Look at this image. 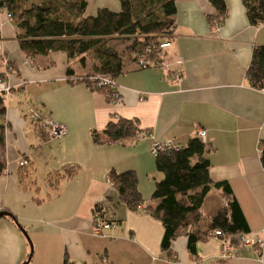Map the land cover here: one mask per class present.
<instances>
[{"label": "crops", "instance_id": "1", "mask_svg": "<svg viewBox=\"0 0 264 264\" xmlns=\"http://www.w3.org/2000/svg\"><path fill=\"white\" fill-rule=\"evenodd\" d=\"M90 1L87 16L102 8L121 10L120 0H92L88 12ZM222 1L226 16L212 32L218 12L209 0H174L175 28L164 65H127L112 88L122 99L118 105L107 102L103 92L66 79L68 71L92 74L89 63L82 67L64 53L25 55L21 32L0 8V74L9 88L0 264H23L29 257L28 264H63L65 257L73 264H264V254L236 245L231 257H223L212 233L196 243L194 254L187 235L163 251V225L146 212V204L129 210L107 185L111 170L133 171L148 201L163 177L155 168L154 145L180 147L204 131L209 179L229 185L248 233L264 240V91L247 77L254 49L264 47V22L250 25L242 0ZM29 110L64 125L66 134L49 141ZM119 118L137 120L139 138L94 144L91 133ZM102 197V217L112 228L95 236L93 210ZM226 205L221 190L211 188L201 205L202 222L192 231H202Z\"/></svg>", "mask_w": 264, "mask_h": 264}, {"label": "trees", "instance_id": "2", "mask_svg": "<svg viewBox=\"0 0 264 264\" xmlns=\"http://www.w3.org/2000/svg\"><path fill=\"white\" fill-rule=\"evenodd\" d=\"M39 1L38 4H33V0L0 1V8L12 16L16 28L21 32V51L29 57L64 53L69 60H78L82 67L89 63L92 74L73 76L72 71H68L66 79L71 84L81 83L104 95L116 92L112 88L92 87L91 79L107 75L115 82L127 65H133L131 58L124 60L106 45L108 38L123 37L131 41L130 53H141L146 46L169 41L168 37L175 28L174 0H120V12L114 13L102 8L95 16L86 15L87 0ZM209 2L218 12L214 20L222 23L226 16L224 2ZM242 3L250 25L258 26L264 22V0H242ZM247 77L254 88L264 89V47L254 49ZM5 112L4 99L0 96V175L6 168ZM140 135L137 120L119 118L110 120L103 130L93 131L91 139L94 144L108 145L135 140ZM162 148L157 150L154 158L155 168L163 177L155 183L148 201L139 193L137 176L133 171L118 173L111 170L109 179L122 205L135 211L146 204V212L162 223L163 251L169 252L171 242L181 235H187V249L194 254L196 243L214 231H221L225 237L248 233L245 219L229 185L213 184L209 179V161L204 155L205 143L196 136L183 146ZM260 161L264 169V146ZM213 187L221 190L227 205L208 220L202 231H192L202 222L201 205ZM96 210L101 214L103 212L101 206H96ZM63 264L73 263L65 257Z\"/></svg>", "mask_w": 264, "mask_h": 264}, {"label": "built area", "instance_id": "3", "mask_svg": "<svg viewBox=\"0 0 264 264\" xmlns=\"http://www.w3.org/2000/svg\"><path fill=\"white\" fill-rule=\"evenodd\" d=\"M7 19L9 21H13L12 16L7 13ZM221 23L219 20H213L211 22V31H218ZM171 44L169 41H160L157 44L146 46L143 52H132L130 58L132 60L133 66L139 69H145L150 67H159L163 66V54L164 52L170 48ZM6 63V61L4 60ZM92 87H106L113 88L115 82L111 80V78L107 75L96 76L91 79ZM264 91V89H262ZM9 94V88L5 87L3 80L1 79L0 74V96L5 99ZM107 102L118 105L121 104L122 99L119 93H113L111 95H105ZM28 114L32 117L33 121L39 125L41 131L47 136L49 141L57 140L63 137L66 134V127L62 124L56 123L54 121L48 119H42L37 114H35L32 110H29ZM203 143L205 141V132L198 131L196 135ZM162 146L164 147H174L169 144H155L152 150V154L155 156L157 150H162ZM25 163L21 162L20 165L23 166ZM107 185L114 189L113 182L109 179L107 181ZM105 200V197L100 198L99 203L96 206H100L102 202ZM96 206L93 210V234L95 236L103 235L104 231L112 228L111 224L106 223L103 220L102 214L96 210ZM213 236L219 238L222 246V256L225 258L231 257L233 252L234 245L239 248L252 249L253 252L259 256L264 254V240L256 233H241L232 237H225L221 231H214ZM230 238V239H229Z\"/></svg>", "mask_w": 264, "mask_h": 264}, {"label": "rangeland", "instance_id": "4", "mask_svg": "<svg viewBox=\"0 0 264 264\" xmlns=\"http://www.w3.org/2000/svg\"><path fill=\"white\" fill-rule=\"evenodd\" d=\"M39 2H40L39 0H33L32 3L38 4ZM30 4H31V2L28 3V6ZM91 7H92V0L90 1V7L88 9V12H90ZM106 45L109 48H112L113 50H115L124 60H128L130 58L131 53H130L129 47L131 45V41H129L123 37L115 36L112 38H108L106 41Z\"/></svg>", "mask_w": 264, "mask_h": 264}, {"label": "water", "instance_id": "5", "mask_svg": "<svg viewBox=\"0 0 264 264\" xmlns=\"http://www.w3.org/2000/svg\"><path fill=\"white\" fill-rule=\"evenodd\" d=\"M1 215H3V214H0V216H1ZM28 242H29V239H28ZM29 244H30V243H29ZM30 246H31V245H30ZM31 251H32V250H31ZM29 260H30V257H29V259H28L27 263L29 262Z\"/></svg>", "mask_w": 264, "mask_h": 264}]
</instances>
